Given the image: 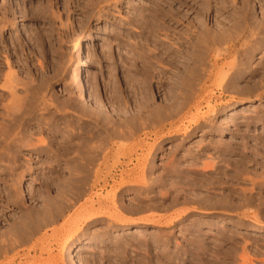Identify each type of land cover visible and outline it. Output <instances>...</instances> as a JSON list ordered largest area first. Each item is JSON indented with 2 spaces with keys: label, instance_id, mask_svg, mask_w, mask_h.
Here are the masks:
<instances>
[{
  "label": "rangeland",
  "instance_id": "1",
  "mask_svg": "<svg viewBox=\"0 0 264 264\" xmlns=\"http://www.w3.org/2000/svg\"><path fill=\"white\" fill-rule=\"evenodd\" d=\"M65 199L41 264H264V0H0L1 235Z\"/></svg>",
  "mask_w": 264,
  "mask_h": 264
},
{
  "label": "bare ground",
  "instance_id": "2",
  "mask_svg": "<svg viewBox=\"0 0 264 264\" xmlns=\"http://www.w3.org/2000/svg\"><path fill=\"white\" fill-rule=\"evenodd\" d=\"M223 36V35H222ZM225 37V36H224ZM90 38V34H84V36H82V38H80L76 44H75V47H74V51L79 53L80 55V61L78 63V68L76 69L75 71V84L78 85V86H84V79L82 78V74L83 72L87 69L88 67V63H89V60H88V57L86 56V54H84V50H83V41L86 40V39H89ZM216 38V37H215ZM222 38V37H221ZM214 39V38H213ZM215 40H221V39H215ZM224 40V39H223ZM221 40V41H223ZM211 41V40H210ZM213 41V40H212ZM214 42V41H213ZM219 42V41H218ZM206 43V42H204ZM216 43V42H214ZM206 47V46H205ZM208 48V47H207ZM210 50V49H209ZM204 55V53H203ZM205 56V55H204ZM207 56V55H206ZM203 60H204V57H203ZM196 61V60H195ZM204 69V67H203ZM202 70V69H201ZM207 70V68L205 69ZM201 73V72H200ZM205 73V72H204ZM203 73V75H204ZM213 74V72H211ZM207 74V73H206ZM221 74V73H220ZM227 74V73H226ZM208 76V75H207ZM228 76V75H227ZM203 78V77H202ZM222 78V77H221ZM224 78V77H223ZM228 78V77H226ZM223 80H226L225 78L224 79H221V81ZM229 81V80H228ZM228 83H231V82H228ZM227 83V84H228ZM224 84V82H223ZM226 86V85H225ZM190 99H195L196 98V95L195 93L190 95L189 97ZM176 101V100H175ZM188 101L189 99L187 98H184L182 101L178 102V100L172 104L170 106V111H171V114L172 115H179L183 110H185L187 108V104H188ZM45 103V102H44ZM74 104V103H73ZM44 106H46L44 104ZM74 106V105H73ZM76 106V105H75ZM74 106V107H75ZM49 108H46V110L48 111ZM44 110V109H43ZM45 112V111H44ZM46 116V115H45ZM173 118V117H172ZM46 119V117H45ZM71 119V118H70ZM69 119V120H70ZM73 119V118H72ZM96 119V118H95ZM68 120V121H69ZM98 120V119H96ZM95 120V122H96ZM197 121V120H196ZM195 121V122H196ZM74 122V121H73ZM68 123V122H67ZM73 124V123H72ZM128 126V125H127ZM130 126V125H129ZM71 127V124L70 126ZM68 127V128H69ZM99 127V126H98ZM113 127V126H112ZM73 128V127H72ZM71 128V130H72ZM115 129V128H114ZM124 129V128H123ZM128 129V127H127ZM125 129V130H127ZM130 129V128H129ZM128 129V130H129ZM69 130V129H68ZM98 130V128H97ZM107 130V129H105ZM109 130V129H108ZM111 130V129H110ZM120 130V129H119ZM189 130V129H188ZM70 131V130H69ZM99 131V130H98ZM114 131V130H113ZM117 131V129H116ZM110 132V131H109ZM128 132V131H127ZM71 133V132H70ZM107 133V131H106ZM105 133V134H106ZM113 133V132H112ZM116 133H119V132H116ZM128 134V133H126ZM126 134L123 133V135L125 136ZM115 135V134H113ZM121 134H119V137H120ZM121 135V137L123 136ZM117 134H116V138H117ZM111 137V135L109 136ZM107 137V138H109ZM115 137V136H114ZM114 137H112L113 139H115ZM126 137V136H125ZM124 137V138H125ZM95 138V136H94ZM94 138H91V139H94ZM123 138V137H122ZM109 140L107 139V142ZM109 144V142H108ZM97 150V149H96ZM92 152V151H91ZM90 154V153H89ZM87 154V155H89ZM91 155H93L91 153ZM90 156V155H89ZM95 157V156H94ZM86 158V156H85ZM92 158V157H91ZM90 158V159H91ZM96 158V157H95ZM88 159V158H87ZM97 160V159H96ZM93 161V160H92ZM91 162V161H90ZM9 196V195H8ZM12 196V195H11ZM18 196V195H17ZM59 196V195H58ZM57 196V197H58ZM80 196V195H79ZM19 197V196H18ZM33 197V196H32ZM60 197V196H59ZM62 197V196H61ZM78 197V196H77ZM11 198V197H9ZM68 198V197H66ZM114 198V197H113ZM8 199V198H7ZM15 199V198H14ZM13 199V200H14ZM16 199H19L16 197ZM15 199V200H16ZM59 201L60 199L57 198ZM70 199V198H69ZM72 199V198H71ZM118 199V197H117ZM53 200V199H52ZM51 200V201H52ZM66 200V199H65ZM113 200V199H112ZM111 200V201H112ZM121 200V199H119ZM118 200V201H119ZM123 200V199H122ZM12 201V200H10ZM72 201V200H71ZM70 201V202H71ZM114 201V204H115V200ZM112 201V202H113ZM116 201V202H118ZM15 202H18V201H15ZM68 200H66V202L62 203V201L60 203H58L57 201L54 202L52 204L51 207H44L42 209H36V210H33L29 215H26L24 217H20L21 219L20 220H14V222L12 223V228L6 232V233H3L1 235L0 233V258L3 257V258H6L8 256V254L12 253V252H16L17 251V248L23 246V244L33 240V239H39L40 237L43 238V242L42 244H38V243H35L34 246L32 247V249H29L27 251V253H25L24 255L27 256V262L26 263H23V264H41L39 262V259L37 257V255H41L43 254L44 251H50V248L52 246H59L58 244V239H60V232L64 231L65 233V236H66V239L72 237V240H70L71 242V245H70V248L73 247L74 244H76V242L73 240L74 237H76L82 227L84 226L85 223L87 222H90L94 219H97V218H100V217H107V218H112L113 220H116L117 223H123L124 221H127V217H113L112 215H108L106 214V212L104 211H101L98 207L99 210H97L95 208V203L94 200L89 203V205L85 208V213H80L78 214L75 218L73 219H69V220H66L65 223H63V225H61V227L59 228V230H56V229H51V232L50 233V229H44L48 224L52 223L53 221H55V219H58L59 217H61L65 211H67L69 205H71ZM88 202V201H87ZM120 203V202H118ZM117 203V204H118ZM86 204V203H85ZM98 204V203H97ZM113 204V203H112ZM113 204V205H114ZM124 204V203H123ZM73 205V204H72ZM49 206V205H48ZM111 206V205H110ZM117 206H120L119 205H116ZM43 207V205H42ZM101 207V206H100ZM115 207V206H114ZM70 208V207H69ZM119 208V207H118ZM116 208V210L118 209ZM84 209V208H83ZM113 209V207H112ZM69 211V210H68ZM110 210H108L109 212ZM80 212V211H79ZM115 212V211H114ZM114 214V213H113ZM66 215V214H65ZM75 215V214H74ZM116 215V214H115ZM64 216V215H63ZM121 216V215H120ZM111 220V219H110ZM132 220V219H131ZM136 220V219H135ZM150 220H153V218H140L139 221H150ZM158 220V219H157ZM95 221V220H94ZM138 221V220H137ZM156 221V220H154ZM160 221V219H159ZM158 222V221H157ZM125 223V222H124ZM169 223H174L173 219H169L167 220L166 224H169ZM54 224V223H53ZM111 224V223H110ZM88 225V224H87ZM114 225V224H113ZM84 228V227H83ZM3 236L5 238H3ZM68 246V244H66V247ZM35 253V256L30 258L29 255L32 254V253ZM20 252L17 251L16 254H19ZM68 253H73V251H69ZM18 257L16 258H13L12 261L9 263V264H16V260H17ZM22 260V259H21Z\"/></svg>",
  "mask_w": 264,
  "mask_h": 264
},
{
  "label": "crops",
  "instance_id": "3",
  "mask_svg": "<svg viewBox=\"0 0 264 264\" xmlns=\"http://www.w3.org/2000/svg\"><path fill=\"white\" fill-rule=\"evenodd\" d=\"M142 218H152V216H147V215H145V216L142 217Z\"/></svg>",
  "mask_w": 264,
  "mask_h": 264
}]
</instances>
